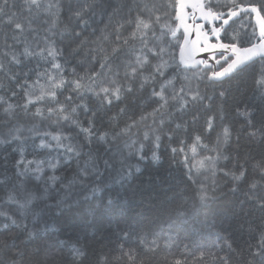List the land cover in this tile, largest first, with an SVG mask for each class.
<instances>
[{
	"label": "trees",
	"instance_id": "trees-1",
	"mask_svg": "<svg viewBox=\"0 0 264 264\" xmlns=\"http://www.w3.org/2000/svg\"><path fill=\"white\" fill-rule=\"evenodd\" d=\"M81 2L41 0V9L29 12L25 0H8L5 12L16 14L24 26L22 32L6 23L7 16L0 18V63L4 65L0 71V97L4 101L0 104V136L20 128L23 137L0 145V181H4L0 184V209L16 212V206L6 201V188L23 184L28 190L43 192L48 176L59 177L47 199L34 202L37 215L29 212L20 216L17 212L19 227L0 217V241L8 245L0 248V264H35L37 251L50 264H264V258L253 255L264 236V207L250 198L264 196V170L257 167L264 161V136L259 131L264 128V89L256 83L264 60L251 63L244 72L223 81L207 79L205 73L209 70L187 69L188 79L178 76L176 87L183 86L185 93L198 91L199 96L192 100L190 95H184L187 106L183 110L175 106L179 100L173 102L171 115L165 116L163 125L159 119L153 123L149 116L129 134L118 136L110 150L96 143L95 136L89 144L88 134L81 127L87 128L91 122L94 133L122 132L131 123L129 117L139 120L141 112H150L156 106L158 98L153 97L152 89L159 90L160 80L141 89L137 78L133 90H122L120 99L112 97L111 104L93 92L77 95L66 85L56 89L55 99L45 96L29 104L26 114L22 106L40 94L41 85L47 89L48 76L61 70L52 67L53 58L47 51L25 57L24 48L40 53L54 41V46L64 52L56 61L62 65L63 76L71 79L73 70L80 76L90 69L101 71L102 49L110 51L115 30L123 24L120 32L129 45L113 58L112 69L103 79L105 84L113 80L123 84L130 70L126 63L131 58L129 48H140L139 38H131L134 25L127 21L138 12L151 15L138 5L159 6L169 0H97L100 7L87 25L77 23L72 14L71 9ZM49 3L62 5L58 17L51 14L57 12L56 8L51 13L46 11ZM211 4L222 12L251 5L264 16V0H235V6L228 0H211ZM163 11L169 15L162 17L161 23L175 25L174 9L159 8V12ZM154 27L159 33V25ZM75 32H80V37H75ZM234 33L238 34L236 40H232ZM253 33L256 38L250 40ZM256 33L252 15L244 14L224 28L221 39L223 43L246 47L257 41ZM181 36L182 32L177 33V39ZM166 39L171 41L178 63L179 46L170 36ZM80 40L86 41L85 45L78 54L69 55ZM13 54L21 61L19 64L12 61ZM174 72L170 68L165 75ZM68 96L73 99L69 101ZM9 103L16 107L14 118L6 121L3 108ZM60 105L67 110L76 107L72 118L78 124L60 119L58 112L49 115L48 107L58 109ZM37 107L42 109V115H35ZM225 128L229 130L227 143L223 137ZM254 130L256 135H251ZM54 135L61 137L59 143L64 147H57ZM42 142L50 146L42 147ZM69 144L80 149V157L66 152ZM214 148L220 155L215 169L212 161L204 159L217 156ZM89 151L99 160L101 175L89 176L86 184L77 182L70 189L60 187L74 177L79 180ZM21 152L25 164L33 161L27 165L29 169H35L37 164L43 169L41 179H36L38 173L33 171L17 175L16 161L21 159ZM154 154L158 159H153ZM104 160L109 161L108 168ZM199 161H203V167ZM50 164L57 165L55 170ZM128 166L132 175L120 179L121 169ZM23 167L20 165L21 170ZM242 171L243 178L235 180L234 176ZM253 181L258 182L255 190L250 188ZM47 185L52 182L47 181ZM201 185L213 197L207 205L199 202ZM96 186L101 191L93 195L91 189ZM64 201L69 205L61 213L56 205Z\"/></svg>",
	"mask_w": 264,
	"mask_h": 264
},
{
	"label": "snow or ice",
	"instance_id": "snow-or-ice-1",
	"mask_svg": "<svg viewBox=\"0 0 264 264\" xmlns=\"http://www.w3.org/2000/svg\"><path fill=\"white\" fill-rule=\"evenodd\" d=\"M228 2L235 6V0H228ZM8 5V0H3L2 4H0V18L3 16H7L6 23L12 25L14 30H18L22 32L24 30L23 24L17 19L16 14L13 13L8 15L5 12V7ZM25 5L27 6V10L32 12L35 8L36 10H40L41 0H25ZM100 5L97 3V0H82L81 3L78 4L72 10L73 17L76 19L77 23L87 25L88 20L95 15L97 8ZM142 9H146L151 12V15L144 16L137 13L134 19L127 21L134 25L133 30L131 32V38L140 40V48L136 49L134 47L129 48L130 59L126 61L129 67V71L125 73V80L123 84H118L115 80L112 81L111 84H105L103 79L105 75L111 71L112 69V60L113 58H118L121 50L129 45V40L124 38L122 33L120 32V28L123 27V24L119 25L116 28V35L114 42L112 43L110 51L107 49H102L103 58L99 64L101 71H96L95 69H90L85 75L80 76L75 73L73 70V77L71 79H67L63 76L62 65L61 63L56 61V57L63 56L64 52L62 49H57L53 41L48 45L46 49H41L40 53H33L27 47L24 48L22 55L25 57H31L33 55L42 54L44 51H47V55L53 58L52 67L58 71L56 75H49L48 79L50 81L47 89L41 85V91L39 95H35L34 99L31 97L28 99L27 103L22 107L27 114L28 105L32 104L36 101L44 100L45 96L51 97L55 99L57 96L56 89H62L66 85L72 91H75L77 95H82L84 92H93L96 96L100 97L102 101L107 102L108 104L112 103V97L116 99H120L122 90H126L131 92L133 90L134 83L139 78V87L141 89L144 88L146 84L155 83L158 79L160 80V87L157 90L155 87L152 89L153 97H157L158 100L154 101L155 107L152 108L150 112H141L139 115V120H136L132 117H129L131 123H129L122 132H112L111 134L107 131H101L99 133H94L91 122L89 127L84 128L81 127V131L88 134L89 144L93 143L92 137L95 136V142L102 145L108 146L110 150V146L118 136L122 134H129L131 130L137 126L139 122L146 121L149 116L153 118V123L159 119L160 125L164 124L165 116H170L171 113L169 109L173 107V102L179 100L180 103L175 105L179 110H183L187 106V101L184 99V95H190L192 100H196L199 96V92H189L185 93L184 87L180 88L176 87V81L178 76H183L184 79H188L186 70L195 68L197 72L202 71L200 66L205 68H213L212 65H209L208 60H198L196 56L200 53H210L209 59L215 60L217 65H220L219 69L212 70L210 73H205L207 79L209 80H219L225 76H231L232 74H239L244 72L247 67L250 66V62H252L256 57H259L261 60H264V16L260 15V10L257 7H251V12L257 14V20L260 25L259 27V42L252 43L251 46L248 47H238L237 43H223L219 41L220 32L224 30L223 25H227L229 19L233 16L237 15V12L229 9L227 14L228 18H225V14L222 11L215 10L211 4V0H175V3H172L171 0L167 4H160L157 6L156 4H152L149 7L148 4H144ZM53 8L57 9L56 13H51ZM62 8V5L51 4L49 3L46 11L58 17L59 10ZM159 8H173L174 13L172 14V18L177 21L175 25L171 23L164 22L161 23L162 17H166L169 15L167 11L159 12ZM191 8L192 12L189 13L186 9ZM197 13H199V17H197ZM191 18L193 23H187L188 19ZM208 21L211 23L215 20H222L223 24L219 27H213L211 29L212 35L217 37V43H209L208 34L203 29V24H196V19ZM154 25H159L160 32L157 33ZM52 27H55V21L52 23ZM183 28L182 36L177 39V33L180 29ZM51 31V28L49 29ZM192 31L196 33V39L190 40L189 36ZM80 32H75V37H80ZM237 33H234L232 36V40H236ZM171 37L172 40H175L176 44L179 46L180 59L177 63L175 60V55L171 51V41L167 40V37ZM203 37V39H201ZM255 33L250 37L251 39H255ZM182 41V43H181ZM86 41L80 40L79 44L76 48H72L69 52V55L78 54V51L81 47L85 45ZM10 47V46H9ZM219 53V59H217V54ZM167 56V58H165ZM229 56L232 58L229 59ZM155 58V60H153ZM93 60L96 59L95 56L92 57ZM12 61L19 64L21 61L19 58L13 54ZM221 61H224V64H221ZM170 68H174L175 72L166 77V73ZM4 69V65L0 63V71ZM162 78V79H161ZM198 79H202V76H198ZM257 85L264 89V67L261 68L259 73V79L256 81ZM67 99L71 101L73 98L68 96ZM3 97H0V104H2ZM15 107L13 104L9 103L6 107L3 108V116L6 121H11L14 116ZM47 111L49 115L54 112H58L59 118L63 120H71L72 123H77L76 120L72 118V114L76 112V107H71L70 110H67L63 105H60L58 109H54L53 107H48ZM121 112H124V109H121ZM42 109L37 107L35 109V115H42ZM251 120L249 124H251ZM79 126V125H78ZM179 127V125H177ZM208 126L211 128L212 126V118L210 117L208 120ZM31 131V129H29ZM261 135L264 136V128L259 130ZM111 135V138H109ZM251 135H256V131L254 130ZM224 142L227 143L229 137V130L225 128L223 130ZM147 138V137H145ZM23 137L21 136V129L16 128L15 130L9 129L6 135L0 136V145L9 144L12 141H20ZM52 139L57 141V147H64L59 143L61 137L59 135L52 136ZM196 141H200V137L197 136ZM159 137H157V141ZM42 147L50 146L41 143ZM159 145L157 144V147ZM196 147L195 144L192 146V151L195 152ZM176 149H173L175 152ZM183 151V149H181ZM213 151H217V149H213ZM66 152L74 153L76 157L81 156V151L77 147H73L69 144L66 147ZM87 159L84 161L83 168L79 171V180L77 178H73L68 182L67 185L61 183L60 187L70 189L72 185L77 182L81 184H86L88 182L89 176L101 175L100 172V162L99 160L93 156L91 151L85 153ZM220 158L219 152L217 151V156H205V160L212 161L211 167L215 169V161ZM153 159H158V157L153 155ZM187 160V157H185ZM223 159H228L227 156H224ZM33 161H27L25 164L23 159V153L21 152V159L16 161L17 167V175L23 176L25 173L29 171H33L38 173L36 179H41V175L43 174V169L37 164L35 169H29L27 165L32 164ZM104 167L108 168L110 166L108 160H104ZM201 167H203V161H199ZM20 165H24L23 169H20ZM57 165L50 164V167L55 170ZM257 167L264 170V161L258 163ZM139 171V169H136ZM228 173L225 172V175ZM132 175L131 166L128 168L121 169L120 179H124L128 176ZM213 175H215V171H213ZM244 176V172L242 171L239 176H234L235 180H240ZM59 179L56 175L48 176L47 181H51L52 185L48 186L47 181L46 186L43 192L28 190L25 188L23 184L17 186L13 185L11 188H6V201L9 204L16 206V212L10 213L8 211L0 209V217L6 218V220H10L12 225L19 227L18 220L16 218V213L18 212L20 216H26L29 212H32L33 215H37L33 209V204L36 201L46 200L48 193L52 190L56 185L55 182ZM264 180V177H262ZM4 183V181H0V184ZM258 186V182L253 181L250 185V188L255 190ZM235 190V189H233ZM101 191L99 186L93 187L91 189V194H96ZM198 198L200 204L207 205L211 202L213 197L209 194V192L204 188L203 185L200 187V192L198 193ZM250 198H255L259 206L264 207V196L256 197L250 196ZM65 205H69L68 201H64L58 203L56 205V210L61 212L63 211V207ZM34 233L29 232L28 235H33ZM8 245L5 241H0V248H7ZM35 264H50L48 258L41 257L40 252L37 251ZM77 255H81L79 251H77ZM253 255H258L264 258V236L261 237V243L257 247L256 251ZM176 264H180L179 261H176Z\"/></svg>",
	"mask_w": 264,
	"mask_h": 264
},
{
	"label": "water",
	"instance_id": "water-1",
	"mask_svg": "<svg viewBox=\"0 0 264 264\" xmlns=\"http://www.w3.org/2000/svg\"><path fill=\"white\" fill-rule=\"evenodd\" d=\"M251 7H253V6L248 5V6L240 7L237 10H235L237 12V15L236 16H233L231 19H229L228 23H230L231 21H234L235 19L239 18L243 14H250V15H252L253 16V22H254V24H255V26L257 28V36H258V40L255 43H258L259 42V27H260V25H259L258 20H257V14L254 13V12H251ZM186 11L189 12V13H191L192 12V9L191 8H188V9H186ZM224 14H225V18H228V16H227L228 12L227 13H224ZM196 15H197V17H199V13H197ZM260 15L262 16L261 13H260ZM220 22L223 24V21L222 20H215V21H212L211 23H209L208 21L200 20V19L197 18L196 21H195L196 24H203L204 27H203L202 31H204V29H205V27H206L207 24L210 25L211 27H213L214 26V23H220ZM187 23L192 24L193 23L192 19L189 18L188 21H187ZM226 26L227 25H223V27H226ZM180 30L183 32V28H181ZM204 32H206V31H204ZM220 35H221V32H220ZM189 39L190 40H195L196 39V33H195V31H192L191 35L189 36ZM201 39H203V37H201ZM212 39H216L217 40V37L214 36V35H212V36H209L208 35V41H209V43H212L211 42ZM219 41L221 42L220 36H219ZM249 46H251V45H249ZM246 47H248V46H246ZM209 56H210V53H200V54H198L196 56V59H198V60L207 59L209 65H212L213 66V70H216L217 69V64L215 63V60L209 59ZM218 56H219V53L217 54V57ZM229 58H232V57L229 56ZM179 59H180V53H179ZM259 59H260L259 57H256L252 62H250V64L253 63V62H255V61H257V60H259ZM221 62H224V61H221ZM200 67H202L203 69H209V68H205L203 66H200ZM192 69H195V68H192ZM228 77L229 76H225V77H223V78H221L219 80H215V81H223V80H225Z\"/></svg>",
	"mask_w": 264,
	"mask_h": 264
},
{
	"label": "rangeland",
	"instance_id": "rangeland-1",
	"mask_svg": "<svg viewBox=\"0 0 264 264\" xmlns=\"http://www.w3.org/2000/svg\"><path fill=\"white\" fill-rule=\"evenodd\" d=\"M219 24H220V23H214V26H213V27H218ZM213 27H211L210 25H207V26L205 27L204 31H206L207 34H208L209 36H212L211 29H212ZM255 27H256V26H255ZM256 30H257V28H256ZM179 32H182V31L180 30ZM179 32H178V33H179ZM182 34H183V32H182ZM256 34H257V33H256ZM211 42H212V43H217V40H216V39H212ZM181 43H182V41H181ZM238 46H239V45H238ZM239 47H240V46H239ZM209 70L212 71L213 68H212V69L209 68Z\"/></svg>",
	"mask_w": 264,
	"mask_h": 264
},
{
	"label": "flooded vegetation",
	"instance_id": "flooded-vegetation-1",
	"mask_svg": "<svg viewBox=\"0 0 264 264\" xmlns=\"http://www.w3.org/2000/svg\"><path fill=\"white\" fill-rule=\"evenodd\" d=\"M217 58H219V56ZM229 59H231V58H229ZM221 64H224V62H221ZM219 67H220V65H217V69H219Z\"/></svg>",
	"mask_w": 264,
	"mask_h": 264
},
{
	"label": "bare ground",
	"instance_id": "bare-ground-1",
	"mask_svg": "<svg viewBox=\"0 0 264 264\" xmlns=\"http://www.w3.org/2000/svg\"><path fill=\"white\" fill-rule=\"evenodd\" d=\"M212 69V68H211Z\"/></svg>",
	"mask_w": 264,
	"mask_h": 264
}]
</instances>
